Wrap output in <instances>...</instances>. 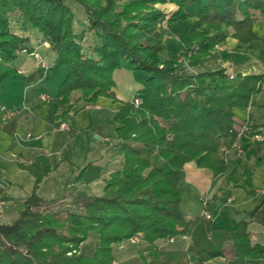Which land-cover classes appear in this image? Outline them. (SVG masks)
Masks as SVG:
<instances>
[{"label": "trees", "instance_id": "1", "mask_svg": "<svg viewBox=\"0 0 264 264\" xmlns=\"http://www.w3.org/2000/svg\"><path fill=\"white\" fill-rule=\"evenodd\" d=\"M192 6L196 11L185 12ZM76 8L96 38L88 50L83 33L73 28ZM188 17L194 18L192 47L182 56L204 59L227 38L255 41L253 24L264 19V0H0V83L15 78L10 63L27 49V40L10 31L9 20L25 19L56 54V67L66 69L56 94L61 115L72 108L73 93L87 104L100 97L120 104L111 153L123 159L100 196L75 189L53 201L29 195L18 217L0 225V264H111L112 247L132 238L140 241L143 264H204L229 252L264 261V245L251 243L244 223L225 230L180 211L184 165L194 162L214 176L223 173L225 154L238 136L233 110L247 107L264 85V74L238 76L232 89L220 94L223 71L179 76L177 58L154 53L140 35L159 22ZM257 59L264 66V34ZM120 69L129 71L138 87L130 101L119 102L113 91L112 74ZM179 237L189 239L185 251L163 246ZM88 238L96 242L90 255L78 250Z\"/></svg>", "mask_w": 264, "mask_h": 264}, {"label": "crops", "instance_id": "2", "mask_svg": "<svg viewBox=\"0 0 264 264\" xmlns=\"http://www.w3.org/2000/svg\"><path fill=\"white\" fill-rule=\"evenodd\" d=\"M175 23H166L165 29L158 23L140 35L154 53L164 58L168 53L167 43L176 41L164 35L166 31H174ZM87 27L84 14L76 8L73 28L77 35L83 33L82 45L88 50L96 38ZM9 28L27 40L25 47L37 52L40 62L18 53L10 63L15 78L0 83V108L18 109L9 119L0 112V225L15 220L23 202L33 192L45 201L61 199L69 189L100 196L105 180L120 170L123 163L120 155L111 153L118 142L113 118L120 104L105 97L87 104L76 101L74 94L72 108L61 115L56 97V87L61 81L57 83V76L52 75L56 54L38 44L42 36L27 20L12 18ZM159 31L163 35L160 43L156 42ZM262 34L264 31L255 34L257 42L249 44L227 38L209 57L198 60H185L182 56L192 47L190 43L174 55L175 72L179 76H191L204 71H223L224 79L234 82L217 87L220 94H226L238 76L264 74V66L257 59ZM112 79L116 99L130 101L138 90L131 73L115 70ZM121 82L134 91L130 99L118 93ZM48 86L55 93L48 91ZM233 114L238 136L225 154L226 170L214 176L194 162L186 163L178 182L180 211L187 219L198 217L205 200V211L214 225L230 230L242 222L251 243L264 245V195L258 193L264 188V85L260 93L251 97L247 107L236 108ZM60 123H66L68 130L60 129ZM188 245L189 239L185 237L163 244L181 251ZM111 264L119 262L113 260ZM204 264H264V261H250L229 252Z\"/></svg>", "mask_w": 264, "mask_h": 264}, {"label": "rangeland", "instance_id": "3", "mask_svg": "<svg viewBox=\"0 0 264 264\" xmlns=\"http://www.w3.org/2000/svg\"><path fill=\"white\" fill-rule=\"evenodd\" d=\"M125 1H128V0H117V3L121 4L122 2H125ZM190 8L191 9H188V7H187L185 9V12L193 11V10L196 11V9H197L194 6H192ZM193 23H194V18L193 17L192 18L188 17L186 19H181V20L178 21V24L175 23L174 31H171V32H167L166 31L164 37H171V38H174L176 41H174L175 43H173V41H170V42L167 43V45L169 47L165 48L166 49L165 51L167 52V50H168V53L165 54L164 59H168V60L172 59L174 57V55L176 53H178V51H180V50L182 51L184 49V47H189L190 46V43H192V42L190 40L189 32H190V28L193 25ZM159 25L162 26L161 22H159ZM165 26H164V29H165ZM162 28H163V26H162ZM262 31H264V19L260 18V19L256 20L255 23L253 24V32L258 35V34L262 33ZM160 37H163L162 32H160L159 36L156 38V42L160 43V40H161ZM254 42H257V39L255 41H253V43ZM217 46L218 45H216L214 47V49H216ZM17 54H18V52H17ZM189 55L190 54H188V56ZM52 70L55 71L54 73H52V75L57 76V79H58L57 83H59V81H62L61 79H63V77H65V75L67 73L66 69L64 67H56V63L52 67ZM222 83H223V85H230V84H232L234 82H231L228 79L226 80L224 78L223 79H219L217 81V87H220V85H222ZM49 86L47 88L48 91H50L52 93H55V91L57 90V87H56V90H54L53 88H51ZM130 88L126 85L125 82H121L117 89H118V93L119 94H121L123 97H127V98L130 99L132 97V95L134 94V91L132 92V90ZM74 94L75 93H73V95ZM73 95H72V99H74ZM12 221H14V220H12ZM11 222H9V223H11ZM95 245H96L95 240L92 239V238H88L86 241H84L79 246L78 250H79L80 253L90 255L93 252V250L95 248ZM140 246L141 245L133 242L132 240L124 241L121 244L120 247L117 246V245L113 246L112 247L113 260L119 262V264H143V260L138 256V250L140 249Z\"/></svg>", "mask_w": 264, "mask_h": 264}, {"label": "built area", "instance_id": "4", "mask_svg": "<svg viewBox=\"0 0 264 264\" xmlns=\"http://www.w3.org/2000/svg\"><path fill=\"white\" fill-rule=\"evenodd\" d=\"M162 26H165L166 25V22L165 21H162L161 22ZM39 45L41 47H44V48H50L49 44L46 42V41H38ZM19 54H24V55H29V56H32L33 58H35V60L37 62H40V57L38 55L37 52H35L34 50L33 51H28L27 49H21L20 51H18ZM230 79L233 78V76H229ZM135 105H138V100H135ZM0 112L2 113V115L4 116V118L6 119H9V118H12L15 114L18 113V109H6V108H0ZM60 129L62 130H68V126L66 123H60L59 125ZM27 137H30V135H28ZM258 193L261 194V195H264V188H261L258 190ZM205 207H206V201L203 200L202 201V212H201V216H203L204 218L210 220V215L205 211ZM133 242L137 243V244H140V241L138 238H132L131 239ZM170 242H172V239H170Z\"/></svg>", "mask_w": 264, "mask_h": 264}]
</instances>
